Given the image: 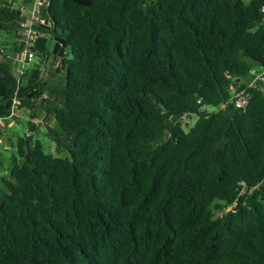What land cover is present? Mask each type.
I'll return each mask as SVG.
<instances>
[{"label":"trees","instance_id":"16d2710c","mask_svg":"<svg viewBox=\"0 0 264 264\" xmlns=\"http://www.w3.org/2000/svg\"><path fill=\"white\" fill-rule=\"evenodd\" d=\"M263 4L51 0L70 56L48 76L63 83L31 79L19 96L61 129L54 150L33 123L18 137L0 264H264V83L245 108L227 102L264 66ZM21 20L0 0V32ZM5 49L0 36V116L18 86Z\"/></svg>","mask_w":264,"mask_h":264},{"label":"built area","instance_id":"2783aa9c","mask_svg":"<svg viewBox=\"0 0 264 264\" xmlns=\"http://www.w3.org/2000/svg\"><path fill=\"white\" fill-rule=\"evenodd\" d=\"M22 5V20L20 22V27L18 30L19 40L21 44V50L19 51V64L15 68V73L18 79V86L15 94L12 98V105L10 113L8 116H0V123L3 119H11L17 115V108L21 105V97L19 96V87L21 86V80L26 75L25 65L29 64L34 58L37 57V48L35 46L37 38L41 34L40 26L46 22V18L42 14V7L46 6L47 9L50 5L51 0H21ZM262 11H264V4L262 6ZM28 12V15H27ZM50 24L52 22L49 20ZM251 77L246 81V85L243 87H235V94L230 97L227 102H233L238 107L245 108L251 99V87H256L264 83V66L259 68H253L251 72ZM199 102H202L200 99ZM221 104L225 106L226 103ZM31 120H34L31 118ZM34 130H28V134L33 133ZM236 203V202H235ZM229 205L228 208H231Z\"/></svg>","mask_w":264,"mask_h":264},{"label":"rangeland","instance_id":"374dc122","mask_svg":"<svg viewBox=\"0 0 264 264\" xmlns=\"http://www.w3.org/2000/svg\"><path fill=\"white\" fill-rule=\"evenodd\" d=\"M246 1H249V0H246ZM19 2L20 0H14L15 5H17ZM27 15H28V12H27ZM14 38H15L14 35L11 34L8 40H4L3 38L2 40L8 41L7 42L8 45H11L10 41H13ZM65 54L66 56H70V50L68 47L66 48ZM38 61H40V58L38 57L34 58L29 64L25 65V68L28 70ZM13 66L15 69L16 65H13ZM63 79H64V73L62 72L55 73V75L50 74L49 76L47 72L46 75H44V77L41 80H47L48 86L52 87L55 84L57 85V84L63 83ZM20 109L22 111V114L30 113L26 106L20 107ZM17 110H19V108ZM197 118H198L197 115H193L191 119L189 120L190 124L191 125L194 124ZM10 123L11 121L8 120L6 130L3 129L5 135L4 134L1 135V138H0L1 139L0 141V177L9 171V167L11 165V157L13 153L15 152L17 153L16 149H17L18 137L25 136L26 133L28 134V129H29L27 128V119L22 116L19 117L17 124H10ZM52 126H54L57 130L61 129L59 123L56 120H54ZM38 137L42 139V141L45 143L48 149L51 148L54 150L56 148L57 146L56 140L54 139V137L51 138L49 131L40 132ZM216 213H221V212H216Z\"/></svg>","mask_w":264,"mask_h":264},{"label":"water","instance_id":"95a60500","mask_svg":"<svg viewBox=\"0 0 264 264\" xmlns=\"http://www.w3.org/2000/svg\"><path fill=\"white\" fill-rule=\"evenodd\" d=\"M42 14L46 18V22L42 26L50 31H41L40 36L37 38L35 46L37 48V57L40 58V61L26 70V75L21 80L22 86L29 85L32 82L31 79H42L52 69L57 58L65 55L68 47L67 39L57 33L55 23H48L49 20L52 22L53 18L50 16L46 6L42 7ZM33 94L34 92L30 91L28 96H33Z\"/></svg>","mask_w":264,"mask_h":264},{"label":"crops","instance_id":"0c3cea01","mask_svg":"<svg viewBox=\"0 0 264 264\" xmlns=\"http://www.w3.org/2000/svg\"><path fill=\"white\" fill-rule=\"evenodd\" d=\"M9 1H12L14 3V0H9ZM21 5H22L21 0L17 5H15V3H14L15 7L16 6L20 7ZM13 35L15 38L13 39V41H10L11 45H8V43H7L8 41H4L6 44L5 53L9 58L12 59L13 65H16V67H17L19 64V61H18L19 52L16 49L19 46L18 34L13 33ZM0 36H1V39L3 38L4 40H8V38L11 36V33L0 32ZM59 60H60V58L58 57L56 62L58 63ZM43 96L48 97V93L45 92L43 94ZM40 102H42V98H40ZM48 105L51 106L52 103H50V104L48 103ZM20 107H22V106L21 105L18 106L19 110H17V115L14 118L3 119V121L0 123V138H1V135L4 134L3 129L6 130L8 120L11 121L10 124H17L20 116L25 117L27 119V128H29L28 130H30V128H31L30 123H33L35 128H37L38 133L46 132V131L50 130L51 128H55L54 126H52V124L55 120L54 113H53V111L47 110L46 106L44 107L42 105H39L33 111L28 109L30 112L28 114H22ZM31 118H33L34 120H31ZM34 132H35V130H34ZM5 133H6V131H5ZM0 141H1V139H0Z\"/></svg>","mask_w":264,"mask_h":264}]
</instances>
